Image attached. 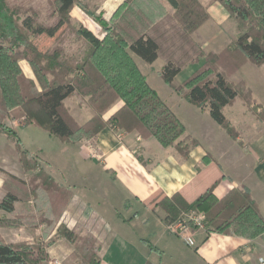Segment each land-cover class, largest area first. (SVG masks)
I'll return each instance as SVG.
<instances>
[{"label": "trees", "instance_id": "16d2710c", "mask_svg": "<svg viewBox=\"0 0 264 264\" xmlns=\"http://www.w3.org/2000/svg\"><path fill=\"white\" fill-rule=\"evenodd\" d=\"M166 1L176 13L190 18L193 29H198L210 17L200 0ZM216 1L229 11L238 24L237 39L224 51L227 63L234 72L248 62L263 65L264 0ZM54 6L52 16L58 18L55 26L38 24L32 16L22 19L19 24L14 17L16 13L10 10L5 0H0V133L18 137L17 131L6 125L5 119L16 108L33 104L35 109L29 111L28 116L32 121L29 124H36L63 142L73 143L79 137H94L103 128L110 127L124 134L135 132L143 139L153 138L162 147H174L182 156H188L192 148L198 145L197 141L187 134L185 125L151 87L134 57L153 65L160 57V45L146 33L135 35L139 15L132 7L131 0H124L109 22L99 16L94 17L103 28L104 36L101 39L73 22L71 13L75 7L89 13L80 0H54ZM63 27L72 29L79 38L88 42L89 53L82 64L75 66L60 59L63 53L60 48L55 53H43L29 40V36L55 38ZM215 56L213 67L208 65L209 68L196 70L177 86L175 79L181 73L183 64L173 54L167 56L159 74L166 84L175 86L178 92L186 93L189 103L208 110L211 118L236 139L239 133L224 115V108L241 100L263 123L264 109L256 105L252 91L244 81H228L226 67L220 61L221 55ZM21 61L30 64L36 81L24 75ZM212 73L213 78L210 77ZM75 94L86 99L94 113L84 125L73 120L65 109V100ZM118 101H122L123 105L105 119L107 111ZM13 117L14 120L20 118ZM17 150L21 164L29 163L32 158L37 164V155L23 150L20 145ZM208 159L212 160L210 157ZM40 170L48 181L43 186L49 204L47 221L58 223L56 241L59 243L54 248V254L69 257L77 264H101V244L109 234L104 219L95 212L84 217L87 205L73 193L72 188L59 183L44 168ZM225 178L220 176L191 201L182 193L157 199L154 201L157 203L156 209L165 213L164 221L168 226L190 212H199L205 216L207 232L251 240L262 238L264 216L247 187L234 188L221 199L216 197V186ZM7 198L9 202L4 200L1 208L12 212L16 198L11 194ZM68 211L78 221L86 222L85 236L77 231L76 226L60 222ZM53 243L55 241L50 244ZM50 256L51 252L41 245L35 246V252H32L22 244L0 241V264H48Z\"/></svg>", "mask_w": 264, "mask_h": 264}, {"label": "crops", "instance_id": "0c3cea01", "mask_svg": "<svg viewBox=\"0 0 264 264\" xmlns=\"http://www.w3.org/2000/svg\"><path fill=\"white\" fill-rule=\"evenodd\" d=\"M115 1L117 5L113 12L124 0ZM210 1L207 4V11L212 26L198 31L196 38L198 42L199 39L202 40L201 48L204 51L208 50L209 47L214 46L215 39L211 40V36L209 39L205 38L203 34L213 33L216 26L224 28L228 37L226 45L224 44V48L217 47L215 51H225L234 44L238 31L233 28L234 19L230 13L224 11L223 7L220 9L222 6L220 3ZM80 10L81 8L75 7L71 13L74 23L79 26L84 25L83 19L75 15V12L79 14ZM86 28L97 34L91 28ZM96 36L101 39L104 34L99 33ZM21 67L26 76L27 72L32 73L29 68L22 65ZM237 74L228 81L232 83L244 81L252 91L256 105L264 109V64L257 66L248 62L241 66ZM27 78L33 80L32 75ZM68 100L71 98L65 100V104ZM87 105L88 103L82 101L76 107L77 114L87 116L81 124H85L94 116L92 109ZM122 105L123 102L118 101L107 111L105 119L110 118ZM167 105L169 106L168 103ZM87 110L92 112L87 113ZM223 112L236 128L239 137L236 139L229 137L212 119L214 123L209 122L204 126V137L187 131V134L198 143L188 156H182L174 147H162L153 138L143 139L135 132L124 134L110 127L103 128L94 137H79L77 141L71 143L79 148L78 155L82 154L83 171L88 169L82 178L85 189L81 186L85 194H82L83 198L76 196L87 205L91 213L95 212L103 219L108 214L103 210L104 208H99L101 203L98 211L95 210L94 205L98 203L96 198L100 197L112 206L111 209H114L115 214L125 218L119 209V201H121L132 214L129 221L143 218L145 223L151 222L155 226L153 231L143 233L141 236V242L151 249L145 263L144 259L139 258L141 256H134V251L128 246L129 243L123 242V236L120 237L121 252H118L117 257L114 258L111 253L116 249L119 236L115 232L112 235L109 232L99 252L102 264H113L112 261H115V264H122L130 253L132 258L129 259L128 264L147 262L150 264H261V259H264V236L251 240L198 230L194 234L195 244L189 246L171 232L164 221L165 213L156 209L157 203H154L157 199L172 197L177 193H182L189 201L194 200L223 175L226 178L216 186V197L221 199L232 189L245 186L250 190L264 216V123L259 121L254 112L250 111L241 100L225 107ZM178 118L181 120L179 116ZM181 122L184 124L182 120ZM95 177L106 182H100L101 180L97 183L92 182ZM75 179L72 176L68 182L62 184L70 186L73 191H78L80 185L75 183ZM123 243L127 246H123ZM154 256H157L158 260H155Z\"/></svg>", "mask_w": 264, "mask_h": 264}, {"label": "rangeland", "instance_id": "374dc122", "mask_svg": "<svg viewBox=\"0 0 264 264\" xmlns=\"http://www.w3.org/2000/svg\"><path fill=\"white\" fill-rule=\"evenodd\" d=\"M5 1L10 10L16 13L14 17L19 21V24L22 19L28 16L36 18L37 23L44 26H55L58 23V18L52 16L55 11L54 0ZM200 2L204 8L208 9L207 4L209 0H200ZM210 2L213 3L217 1L211 0ZM80 3L89 12L87 14L82 9V11H78L79 14L75 12L77 18L83 19L84 25L82 26L91 28L97 33L96 35L103 33V28L95 21L94 17L99 16L109 22L116 11L114 10L113 12V9L116 7L117 2L115 0H80ZM131 5L137 10L139 15L136 21L137 27L135 35L140 36L146 33L152 36L160 45V57L153 65H149L137 56H134L136 61L147 76V80L151 87H153L161 98L169 104L171 111L178 114L184 122L187 131L190 134L197 133L199 136L204 137V126L209 122L214 123L209 112L189 103L186 93L178 92L175 86L166 84L159 73L166 63L165 59L167 56L173 54L174 57L183 64L182 71L175 80V85L177 86L196 70L202 67H213L216 63L215 54H218L221 55L219 56L220 58L222 57L220 61H222L223 66L226 67L225 76L228 80L234 78V76L238 75L237 72L239 73L241 67L238 69L236 68L234 72L233 68L224 58L225 52L223 50L215 51L217 47L224 48V44L226 45V40L228 39L226 36V29L216 26L213 33L209 35L203 34L205 38L209 39L211 36V40L215 39L214 46L204 51L203 48H201L202 40L198 38L199 44L196 33L204 28L206 29L212 26L211 17L203 22L198 29H193L189 23L190 18L187 16L185 17V14L181 16V13H176L166 0H131ZM189 7V9H191V6ZM222 7L223 6H220V9L224 8V11L227 13L229 12L225 7ZM196 8L197 7L194 9ZM187 12L189 11L187 10ZM197 13H199V10H197ZM74 21L75 20H73V22ZM233 21V28L237 30L238 24L235 20ZM192 22L193 20H191V23ZM29 40L33 46L36 45L43 53H55L58 48L62 49L63 53L59 58L75 66L84 62L82 59L87 57L90 49L87 41L79 38L72 29L66 27L61 28L55 38L49 39L46 36H29ZM20 65L29 68L33 74L31 72V74H28L27 72V76L32 75L33 80L36 81L34 71L30 64L26 61H21ZM210 77L213 78V73ZM82 101L87 103L86 99L84 100L82 96L75 94L71 97V100H68L67 104H65V109H67L73 120L79 125H84L81 123L87 117L86 115L83 117L82 114H77L76 111L77 104ZM34 109L33 104L20 106L5 119L6 125L11 129H15L18 133V137L0 133V241L15 245L22 244L32 252H35V246L41 245L43 249L47 248V251L49 250L51 252L48 264L54 263L55 261H58L60 264H77L69 257H61L60 255L54 254V248L57 247L59 243L56 241L58 223H50L47 221L49 216V204L46 199V189L43 186L48 181L45 175L43 177V171L40 169L44 168L47 173L54 176L61 184L68 182L72 176H74V179L77 177L75 183L80 185V188L78 191H73V193L81 198H83L82 194H85L83 192L85 188L82 178L88 169L83 171L84 161L82 159V154L80 153V155H78V147L73 146L74 144L61 141L59 138L52 136L48 131L36 124H29L32 123L28 116L29 111H33ZM80 112L82 113L83 111ZM91 112L92 111L88 112L87 110V113ZM13 115L20 118L14 120ZM24 125L26 126L23 127ZM221 129L226 135L232 137L225 129ZM18 145H20L23 150L37 155L39 157L36 161L37 164H35L34 158L30 159V162L27 164H21L20 154L17 150ZM8 174L15 176L17 179L12 178ZM41 177H43L42 180L40 179ZM98 180L101 179L95 177L92 179V182L97 183ZM103 181L106 182L104 179L100 182ZM81 186H83V189ZM9 194L16 198V201L13 202L12 205V212H8L1 208V203L4 200H6V202L8 201L7 195ZM96 201L98 202L94 205L96 211H98L99 203H101L99 208H104L103 210L108 212L104 219L108 227V233L111 232L112 235L113 232H115L119 236L115 246L116 249L111 253L113 257L116 258L118 252H121L120 246L122 242L120 237L123 236V242L125 241L130 244H128V246L131 248V251H134V256H141L139 258L144 259L145 263L148 252H150L151 249L149 246L145 247L141 242V236H143V233L146 234V232L153 231L155 226H153L151 222L148 224L145 223L143 218L134 220L133 222L129 221V217H131L132 214L128 212L124 203L121 201H119V209L120 213L125 218L115 214L114 209H111L112 206L100 197L96 198ZM86 211L84 217H88L91 213V210H88V208ZM190 213L193 215L199 212ZM43 219H45L46 222L43 221ZM60 222L76 226L77 231L81 232L83 236L87 234L86 222L82 223L78 221L69 211L65 212ZM148 238L150 240L151 236ZM52 241H55V243L50 244ZM126 243H123V246H127ZM179 243L184 245L181 242ZM112 255L110 257H112ZM127 257V260L122 264H128L132 258V253ZM156 257L157 256H154V259L158 260ZM138 259L136 260L137 262ZM112 262L115 264V261Z\"/></svg>", "mask_w": 264, "mask_h": 264}, {"label": "built area", "instance_id": "2783aa9c", "mask_svg": "<svg viewBox=\"0 0 264 264\" xmlns=\"http://www.w3.org/2000/svg\"><path fill=\"white\" fill-rule=\"evenodd\" d=\"M205 216L203 213H191L186 214L180 221L169 226L171 232L182 239L187 245L193 246L194 234L198 230H206L205 225ZM261 264H264V259H261ZM51 264H60L58 261H55Z\"/></svg>", "mask_w": 264, "mask_h": 264}]
</instances>
